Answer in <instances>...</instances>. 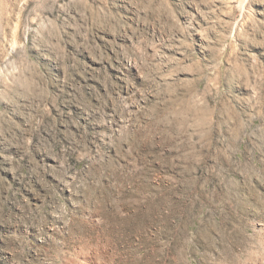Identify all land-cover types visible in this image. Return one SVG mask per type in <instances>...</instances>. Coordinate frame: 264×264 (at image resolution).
<instances>
[{
  "label": "rangeland",
  "instance_id": "rangeland-1",
  "mask_svg": "<svg viewBox=\"0 0 264 264\" xmlns=\"http://www.w3.org/2000/svg\"><path fill=\"white\" fill-rule=\"evenodd\" d=\"M0 264H264V0H0Z\"/></svg>",
  "mask_w": 264,
  "mask_h": 264
},
{
  "label": "bare ground",
  "instance_id": "bare-ground-1",
  "mask_svg": "<svg viewBox=\"0 0 264 264\" xmlns=\"http://www.w3.org/2000/svg\"><path fill=\"white\" fill-rule=\"evenodd\" d=\"M91 257H88V260L90 261ZM93 261V260H92Z\"/></svg>",
  "mask_w": 264,
  "mask_h": 264
}]
</instances>
